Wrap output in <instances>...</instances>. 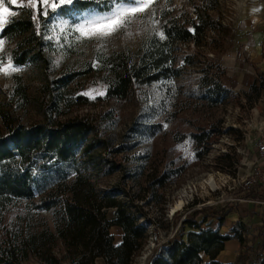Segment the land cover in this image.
<instances>
[{
    "label": "rangeland",
    "instance_id": "374dc122",
    "mask_svg": "<svg viewBox=\"0 0 264 264\" xmlns=\"http://www.w3.org/2000/svg\"><path fill=\"white\" fill-rule=\"evenodd\" d=\"M218 1L219 9L211 16L221 27L210 32L200 47L177 45L178 57L190 56L195 65L188 66L174 81L135 84L124 99L109 97L113 65L134 59L169 19H195L199 2L157 0L154 15L99 41L75 31V25L92 10L80 12L74 3L61 6L55 14L49 9L47 17L37 15L34 20L43 29L46 48L37 42L30 46L36 53L43 52L45 62L29 61L18 66L20 72L0 75V101L21 125L82 119L96 126L109 149L121 150L111 153L119 170L100 174L105 147L96 148L91 153L95 159L92 174L99 191H115L120 199L134 201L139 223L147 227L146 246L134 264H148L159 246L177 237L183 221L195 212L212 216L217 209L232 207L241 216L248 213L250 203L241 201L245 200L242 185L256 168L257 144L264 140V0ZM14 10L17 15L12 21L33 14L29 9ZM62 21L68 22L63 31L57 27ZM27 39H4V52L14 65V56L27 50ZM206 73L220 79L227 90L219 104L205 100L199 89ZM60 80L65 88L52 90L51 82ZM93 89L104 94L92 92L95 99L83 95ZM51 93H60L63 102L52 105ZM208 130L218 134L203 154L205 148L198 149L191 135ZM250 205L264 217V205ZM108 215L112 216V211ZM202 218L199 216L198 221ZM250 222L246 236L252 242L258 231L256 223ZM28 230L54 232L52 214L38 213L28 203L10 207L0 223L2 238ZM111 233L120 243L122 230L112 228ZM235 242L228 245L223 256L226 261H236L240 248ZM46 250L44 255L49 260L31 255L24 264H70L62 243L51 254ZM208 263L205 258L203 264Z\"/></svg>",
    "mask_w": 264,
    "mask_h": 264
},
{
    "label": "trees",
    "instance_id": "16d2710c",
    "mask_svg": "<svg viewBox=\"0 0 264 264\" xmlns=\"http://www.w3.org/2000/svg\"><path fill=\"white\" fill-rule=\"evenodd\" d=\"M195 1L199 2L194 9L195 19H169L161 27L163 38L160 34L152 36L134 59L113 65L108 87L110 98H126L135 84L150 86L174 81L188 66L195 65L190 56L178 57L177 45L192 43L200 47L210 32L221 27L211 16L219 9L218 0ZM107 3L108 0H74L80 12H105ZM38 24L28 15L5 27L2 34L5 40L28 38L24 47L27 50L13 58L17 66L33 60L45 62L43 52L36 53L30 48L35 42L41 48L47 46ZM19 46L24 45L19 43ZM51 83L54 91L65 88L61 80ZM199 89L211 103L219 104L227 96L220 79L208 73L200 79ZM59 94L51 93L52 105L63 102ZM98 133L94 124L82 119L23 126L10 111L4 110L0 101V223L8 209L19 203L31 204L38 213H51L54 222V232L28 230L9 239L0 235V264H24L31 255L47 261L44 249L51 254L59 243L65 246L70 264H134L146 246L147 227L139 223L134 201L120 199L115 191L97 189L92 174L95 159L91 153L99 146L105 147L99 173L113 174L120 167L111 153L121 152L109 149ZM217 134L203 131L191 135V140L198 149L203 146L206 154ZM242 187V198L264 200ZM234 210L217 209L212 216L204 211L195 212L183 221L177 237L159 246L148 264H203L205 258L208 264H264V219L252 242L247 239L249 230L243 222L232 228L230 234H222V227ZM110 211L112 216L108 215ZM199 216L203 217L201 222ZM112 228L122 230L120 243H116ZM231 240L239 242L240 252L235 263H222L218 257Z\"/></svg>",
    "mask_w": 264,
    "mask_h": 264
},
{
    "label": "snow or ice",
    "instance_id": "6c2138e0",
    "mask_svg": "<svg viewBox=\"0 0 264 264\" xmlns=\"http://www.w3.org/2000/svg\"><path fill=\"white\" fill-rule=\"evenodd\" d=\"M73 3L74 0H26V2L23 0H0V53H4V56H0V75L11 76L13 73L21 71L18 66L13 64L11 57L4 52L5 40L2 35L5 27L13 22L11 18L17 15L14 8L31 10L32 19L36 20L37 15L47 17L49 9L55 14L61 6H71ZM156 3L157 0H108L107 11H90L83 22L75 25V31L80 33L81 37L89 40H105L122 30H126L133 22L143 21L146 16L154 15L153 6ZM41 6H43V10H41ZM67 23V21H62L61 25H57V27L63 31V25ZM160 36L163 38V33H160ZM92 92L101 96L104 94L93 89L91 92L83 93V95L95 99Z\"/></svg>",
    "mask_w": 264,
    "mask_h": 264
},
{
    "label": "built area",
    "instance_id": "2783aa9c",
    "mask_svg": "<svg viewBox=\"0 0 264 264\" xmlns=\"http://www.w3.org/2000/svg\"><path fill=\"white\" fill-rule=\"evenodd\" d=\"M244 188L250 192L264 196V140L257 144L256 168L244 183ZM250 204L264 205V200H241Z\"/></svg>",
    "mask_w": 264,
    "mask_h": 264
},
{
    "label": "crops",
    "instance_id": "0c3cea01",
    "mask_svg": "<svg viewBox=\"0 0 264 264\" xmlns=\"http://www.w3.org/2000/svg\"><path fill=\"white\" fill-rule=\"evenodd\" d=\"M247 208H248V210H247V211H248L247 215H242V216H241V214L235 212L234 214L230 215V216L227 218L225 225L222 227V230H223V228H225V231H222V230H221L222 234H225V235H226V234H230V230H231L232 228H237L241 222L245 223L246 226H247V228H248V230H249L250 227H251V222L249 223V220H253V222L256 223V224H255V226H256V231H257V229H258L259 227H261V226L263 225V219H264V217H260V216L256 213L257 211H252L253 207H252L250 204L247 206ZM249 212H250V213H249ZM252 212H253V214H252ZM248 232H249V231H248ZM235 241L237 242V244H238V246H239V248H240V244H239V242H238L237 240H231V241H229V242L226 244L225 251H223V252L220 254V256L218 257V260H219L220 262H222V263H235V261L232 262V261H226L225 259H223V256H224V254H225V252H226V250H227V248H228V245H229L230 243H234ZM236 242H235V243H236Z\"/></svg>",
    "mask_w": 264,
    "mask_h": 264
},
{
    "label": "bare ground",
    "instance_id": "6f19581e",
    "mask_svg": "<svg viewBox=\"0 0 264 264\" xmlns=\"http://www.w3.org/2000/svg\"><path fill=\"white\" fill-rule=\"evenodd\" d=\"M181 206V205H180Z\"/></svg>",
    "mask_w": 264,
    "mask_h": 264
}]
</instances>
